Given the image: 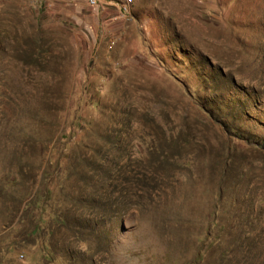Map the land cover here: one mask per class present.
I'll return each instance as SVG.
<instances>
[{"label": "rangeland", "instance_id": "obj_1", "mask_svg": "<svg viewBox=\"0 0 264 264\" xmlns=\"http://www.w3.org/2000/svg\"><path fill=\"white\" fill-rule=\"evenodd\" d=\"M121 1L0 0V264H264V0Z\"/></svg>", "mask_w": 264, "mask_h": 264}, {"label": "built area", "instance_id": "obj_2", "mask_svg": "<svg viewBox=\"0 0 264 264\" xmlns=\"http://www.w3.org/2000/svg\"><path fill=\"white\" fill-rule=\"evenodd\" d=\"M92 4H94V1H91ZM133 3V0H122L119 7L120 10L123 12H128V10L130 9L131 5Z\"/></svg>", "mask_w": 264, "mask_h": 264}]
</instances>
